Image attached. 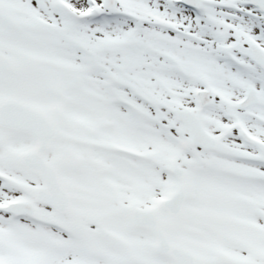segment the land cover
<instances>
[{
    "label": "rangeland",
    "instance_id": "1",
    "mask_svg": "<svg viewBox=\"0 0 264 264\" xmlns=\"http://www.w3.org/2000/svg\"><path fill=\"white\" fill-rule=\"evenodd\" d=\"M8 2L0 0L7 19H0V100L23 101L53 120L59 115L63 137L51 156L77 155L81 162L73 172L60 171L74 195L77 222L63 216V229L56 231L47 226L54 212L46 207L37 217L41 223L0 214V264H175L152 253L151 233L131 228L125 211L158 209L179 183L166 173L171 162L189 174L183 214L162 213L171 242L201 257V264H212L218 252L229 256L228 264H264V217H252L259 200L240 198L251 193L264 201V167L258 166L264 157L241 144L234 130L215 151L199 150L169 112H200L194 96L200 76L226 100L202 114L208 131L215 135L239 122L264 141L263 72L236 51L234 63L223 61L234 33L264 48V23L255 9L246 0H204L195 14L177 0H118L106 25H99L91 15L73 18L72 0ZM82 2L77 13L86 15L90 5ZM122 19L130 25L114 30ZM251 86L261 103L249 112L231 109ZM0 142V205L30 200L38 177L20 167L18 156L32 150V136L0 128ZM117 145L125 155L113 153ZM130 176L135 181L128 183ZM89 209L97 211L93 218L79 214ZM226 235L238 242L227 243Z\"/></svg>",
    "mask_w": 264,
    "mask_h": 264
},
{
    "label": "water",
    "instance_id": "2",
    "mask_svg": "<svg viewBox=\"0 0 264 264\" xmlns=\"http://www.w3.org/2000/svg\"><path fill=\"white\" fill-rule=\"evenodd\" d=\"M253 3H255L263 12H264V0H253ZM197 4V3H196ZM16 115L19 116L18 119L22 121V125L20 127H24L27 130L33 132V133H41V121L38 117L33 116V114L29 113L27 110L18 107L15 111ZM183 120L188 122L189 117L187 115L180 114ZM35 120L36 124L35 126H31V120ZM178 254H180L182 251L181 250H175Z\"/></svg>",
    "mask_w": 264,
    "mask_h": 264
},
{
    "label": "bare ground",
    "instance_id": "3",
    "mask_svg": "<svg viewBox=\"0 0 264 264\" xmlns=\"http://www.w3.org/2000/svg\"><path fill=\"white\" fill-rule=\"evenodd\" d=\"M74 2V6L75 8L77 9V11H79V9H81L83 7V2L82 0H72ZM17 0H9V2L7 3L8 5H12V4H16ZM95 2H98V0H94V3ZM6 4V5H7ZM24 8L22 7L21 10H23ZM96 14V13H95ZM74 18V17H73ZM84 19H86V16H83ZM123 18V17H122ZM126 25H130L129 24V21H127L126 19H122L121 23L119 24V27H117V25H114V30L117 28L118 31L122 32L124 31L127 27ZM78 28H82L81 25L77 26ZM136 33H137V30H136ZM162 68V67H161ZM161 68H158V69H161ZM262 167V166H261ZM245 209L246 211H249V208H247V206H245Z\"/></svg>",
    "mask_w": 264,
    "mask_h": 264
}]
</instances>
